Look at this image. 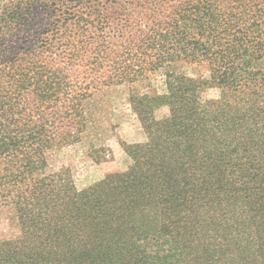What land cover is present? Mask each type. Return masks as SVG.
I'll use <instances>...</instances> for the list:
<instances>
[{
	"label": "trees",
	"instance_id": "obj_1",
	"mask_svg": "<svg viewBox=\"0 0 264 264\" xmlns=\"http://www.w3.org/2000/svg\"><path fill=\"white\" fill-rule=\"evenodd\" d=\"M160 70L164 94L131 92L126 171L46 175L92 86ZM0 205V264H264V0H0Z\"/></svg>",
	"mask_w": 264,
	"mask_h": 264
},
{
	"label": "rangeland",
	"instance_id": "obj_2",
	"mask_svg": "<svg viewBox=\"0 0 264 264\" xmlns=\"http://www.w3.org/2000/svg\"><path fill=\"white\" fill-rule=\"evenodd\" d=\"M137 11H139L137 9ZM143 15L136 13L140 21ZM179 71L187 76L208 78L206 65H179ZM164 71L160 70L149 78L135 83L92 86L90 95L84 101L85 129L78 142L53 150L49 157L46 175L63 173L70 175L78 189H84L103 180L107 175L126 171L132 159L123 149V144L145 143L147 137L137 116L131 109L132 91L148 94H164ZM219 91L208 88L202 94L203 100L217 99ZM158 118L168 115V109L156 112ZM20 235L15 213L0 205V241L12 240Z\"/></svg>",
	"mask_w": 264,
	"mask_h": 264
}]
</instances>
